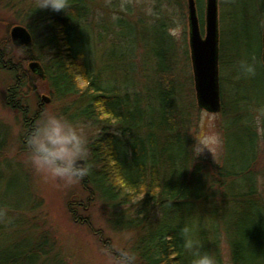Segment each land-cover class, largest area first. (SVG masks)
Masks as SVG:
<instances>
[{
    "label": "trees",
    "instance_id": "16d2710c",
    "mask_svg": "<svg viewBox=\"0 0 264 264\" xmlns=\"http://www.w3.org/2000/svg\"><path fill=\"white\" fill-rule=\"evenodd\" d=\"M93 1L68 0L64 10L44 8L33 14L35 27L42 29L44 45L50 51L49 64L44 67L50 93H78L83 104L77 115L101 125L89 144L91 171L82 185L106 203L107 222L113 230L134 231L131 248L137 253V264H190L183 248L182 228L186 225L202 241L203 250L216 257L217 264H224L222 242L228 247L229 264H264V182L260 190L253 167L260 139H264L262 30L257 38L250 34L246 50L247 61L256 67L252 97L232 95L219 78L224 150L214 176L193 153V137L174 82L177 55L174 37L168 31L169 15H162L152 30L156 80L151 100L100 81L91 48ZM157 1L183 5V0ZM195 5L202 31L203 0H195ZM252 9L260 18L264 16V0H253ZM125 23L118 20L120 40L129 37ZM253 40L259 43L256 51ZM32 44L33 38L30 45L22 47L30 58ZM222 51L219 38V75ZM4 52L0 50L2 57ZM119 54L112 47L106 57ZM26 72L27 76L15 82L19 97L33 77ZM69 204L73 211L78 206ZM14 207L6 208L11 211ZM4 209L0 205V211ZM10 243L0 248V264H48L40 259L53 244L49 236H24Z\"/></svg>",
    "mask_w": 264,
    "mask_h": 264
},
{
    "label": "rangeland",
    "instance_id": "374dc122",
    "mask_svg": "<svg viewBox=\"0 0 264 264\" xmlns=\"http://www.w3.org/2000/svg\"><path fill=\"white\" fill-rule=\"evenodd\" d=\"M187 0L183 5L164 4L157 0H94L89 16L94 30L91 44L95 68L99 70L100 81L112 83L121 92H138L151 98L156 80L152 49L156 39L152 30L162 15H169L168 31L173 35L176 57L175 86L182 102L189 135L193 137L194 155L206 165L212 175L222 162L224 150V117L220 110L213 112L198 106L195 96L193 72L188 42ZM39 0H0V50L5 51L3 61L17 65L20 77L27 76L24 48L15 46L9 40V29L13 24L29 26L33 44L29 53L41 62L49 64L50 51L44 45L41 28L35 27ZM166 7V8H165ZM253 0H218L219 38L222 44L221 76L225 88L240 98L252 97L254 75L241 71L240 61L247 60L250 34L256 38L264 27L261 18L253 9ZM205 10V0H203ZM35 13V15H33ZM200 20V17L198 15ZM260 18V20H259ZM125 23L126 39H119L118 20ZM259 20V22H258ZM260 25V26H259ZM204 27L202 29V34ZM129 40H132L130 42ZM259 43L253 40L256 51ZM5 47V48H4ZM115 48L119 57H106L107 51ZM28 51V50H27ZM36 57V58H35ZM257 64V69L259 67ZM256 73V72H255ZM35 74L23 89V106L34 113L37 97L45 94L49 102H41L37 119L42 112L57 111L84 127L89 144L101 130V125L78 116L83 104L78 93L52 95L49 84L37 79ZM14 77L7 67L0 66V248L9 246L13 240L30 236L38 239L46 235L53 239L47 254L40 259L48 264H110L100 249L117 244L132 247L134 231L113 230L108 224L109 211L106 203L84 188L82 181L66 185L52 179L43 172H37L27 160V147L23 142L24 130L21 113L7 103V88ZM229 82V83H228ZM256 82H261L260 79ZM224 100L228 95L224 89ZM153 99V96L151 100ZM223 100V99H222ZM249 99H247V102ZM221 102V97H220ZM243 100V104H244ZM221 108V107H220ZM261 130L260 125L258 131ZM264 139H260V151L254 162L259 189L263 188ZM89 189V188H88ZM75 202V210L69 203ZM72 205V204H71ZM11 211L6 207H12ZM224 264H229V251L221 243Z\"/></svg>",
    "mask_w": 264,
    "mask_h": 264
},
{
    "label": "clouds",
    "instance_id": "9594fccd",
    "mask_svg": "<svg viewBox=\"0 0 264 264\" xmlns=\"http://www.w3.org/2000/svg\"><path fill=\"white\" fill-rule=\"evenodd\" d=\"M68 0H39L38 8L64 10ZM240 69L254 75L253 63L242 59ZM27 160L37 172L72 185L82 181L91 171L89 136L84 127L57 111L42 112L26 136ZM183 248L190 264H217L216 257L203 250L202 241L189 226L182 228ZM110 264H137V253L117 244L100 249Z\"/></svg>",
    "mask_w": 264,
    "mask_h": 264
},
{
    "label": "water",
    "instance_id": "95a60500",
    "mask_svg": "<svg viewBox=\"0 0 264 264\" xmlns=\"http://www.w3.org/2000/svg\"><path fill=\"white\" fill-rule=\"evenodd\" d=\"M187 7L190 57L197 104L208 111L216 112L220 109L218 0H205L203 35L199 28L195 0H188ZM9 35L12 43L17 46H28L32 41L30 31L22 24H13L9 29ZM262 48L264 63V27ZM28 67L32 72L44 77L43 68L38 60H30ZM49 100V96L41 95V102H49Z\"/></svg>",
    "mask_w": 264,
    "mask_h": 264
},
{
    "label": "flooded vegetation",
    "instance_id": "af4514ba",
    "mask_svg": "<svg viewBox=\"0 0 264 264\" xmlns=\"http://www.w3.org/2000/svg\"><path fill=\"white\" fill-rule=\"evenodd\" d=\"M26 47V46H24ZM33 59L30 57H25V59H23L26 63H27V67L25 68V70H28V72L32 75H35V72H32L29 67H28V63L29 61ZM0 66L1 67H7V69H9V71H11L13 77H14V84L10 85L7 88V103L14 109L18 110L21 113V120H22V127L24 130V135H23V142L26 143V136L27 133L31 130V128L33 127L35 121L37 120V116L38 113L40 112L39 110L43 109V104L41 103V99L40 97H37V106L39 107L38 109H36V111H34V113H29L28 108L23 106L22 104V100L23 97H19L20 92L15 88V82L21 79L20 74L18 73V68L17 65L9 63L8 61H3L2 55H0ZM37 75V74H36ZM41 80H44V78H41ZM20 82V81H19ZM16 83V84H17ZM24 89V88H23ZM20 90V89H19Z\"/></svg>",
    "mask_w": 264,
    "mask_h": 264
}]
</instances>
